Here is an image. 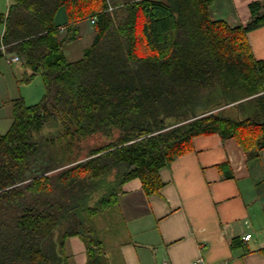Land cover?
I'll return each instance as SVG.
<instances>
[{"label":"trees","instance_id":"trees-1","mask_svg":"<svg viewBox=\"0 0 264 264\" xmlns=\"http://www.w3.org/2000/svg\"><path fill=\"white\" fill-rule=\"evenodd\" d=\"M213 2L13 0L0 14V59L17 56L18 83L39 77L44 89L35 104L10 102L0 136V264H68L69 238L84 244L85 264H108L95 218L131 181L158 193L160 170L196 137L234 139L258 158L264 62L247 34L264 26V1L236 28L212 20ZM91 20V44L68 61L78 24Z\"/></svg>","mask_w":264,"mask_h":264},{"label":"crops","instance_id":"crops-1","mask_svg":"<svg viewBox=\"0 0 264 264\" xmlns=\"http://www.w3.org/2000/svg\"><path fill=\"white\" fill-rule=\"evenodd\" d=\"M263 1L214 0L211 18L230 28L245 26L251 18L249 5ZM12 4L0 0V14L6 15ZM66 23L61 9L56 24L62 28ZM93 37L92 24L81 22L65 51L82 57ZM247 41L254 58L264 62V26L249 32ZM12 55L0 59V136L12 122L10 102H26L34 96L30 87L43 86L19 84L23 70L10 61ZM191 149L160 170L158 193L146 196L140 182L131 181L117 205L95 218L108 264H264V149L249 161L234 139L216 134L194 138ZM246 235L251 236L247 241ZM74 239L65 242L68 264H85L79 239L83 247L72 256Z\"/></svg>","mask_w":264,"mask_h":264},{"label":"rangeland","instance_id":"rangeland-1","mask_svg":"<svg viewBox=\"0 0 264 264\" xmlns=\"http://www.w3.org/2000/svg\"><path fill=\"white\" fill-rule=\"evenodd\" d=\"M85 22V21H84ZM75 45H77L76 46V48H78V44H75ZM65 55H66V57H67V60L68 61H70V62H72V61H76V60H78L81 56H79V54L77 55V53L76 54H74V55H69V53L67 52V51H65ZM37 80V81H36ZM41 83V79L39 78V77H37V78H35L34 79V81H32L30 84H34V83ZM41 88H35V87H30V93L32 94V95H34L33 97H31V98H29V100L28 101H26L25 103L26 104H35V103H37L40 99H41V97H42V93L44 92V89H43V86H42V89L40 90ZM24 91H25V89H24ZM23 91V92H24ZM39 91V92H38ZM38 94H39V96H38ZM73 244H75L74 245V248L73 249H71V250H73L74 251V253L72 254V256L73 255H75V257H77L79 254H80V252H78V253H76L75 251L77 250V249H79L80 248V246H82V243L78 240V239H74L73 241ZM76 247V248H75ZM83 247V246H82ZM84 256V255H83Z\"/></svg>","mask_w":264,"mask_h":264},{"label":"built area","instance_id":"built-area-1","mask_svg":"<svg viewBox=\"0 0 264 264\" xmlns=\"http://www.w3.org/2000/svg\"><path fill=\"white\" fill-rule=\"evenodd\" d=\"M109 10H111V8H109ZM90 23L93 24V23H94V20H91ZM18 60H19L18 57L15 56V55H12L11 58H10V61H12V62H18ZM250 238H251L250 235H246V236L243 238V240L247 241V240H249ZM200 263H201V260H196V261L194 262V264H200ZM164 264H168V263L164 262Z\"/></svg>","mask_w":264,"mask_h":264},{"label":"bare ground","instance_id":"bare-ground-1","mask_svg":"<svg viewBox=\"0 0 264 264\" xmlns=\"http://www.w3.org/2000/svg\"><path fill=\"white\" fill-rule=\"evenodd\" d=\"M102 193V192H101Z\"/></svg>","mask_w":264,"mask_h":264}]
</instances>
